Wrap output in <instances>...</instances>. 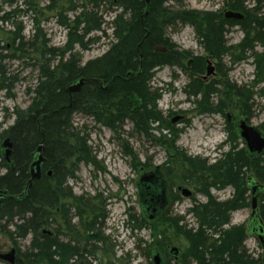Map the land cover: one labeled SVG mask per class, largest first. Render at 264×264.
Listing matches in <instances>:
<instances>
[{
  "label": "trees",
  "instance_id": "16d2710c",
  "mask_svg": "<svg viewBox=\"0 0 264 264\" xmlns=\"http://www.w3.org/2000/svg\"><path fill=\"white\" fill-rule=\"evenodd\" d=\"M11 1L7 0V3L11 4ZM22 1L25 9L13 7L0 16V22L11 24V29L0 34V93L13 98L12 91L19 81V75L8 71L6 61L24 58L29 63L34 60L38 76L34 87L27 89L31 94L29 105L25 109H13L10 112L14 117L13 124L0 131V170H4L0 174V193L6 191L11 196L22 193L29 179V165L40 144L44 162L40 178L33 181L25 197L0 200V234L16 248V264H88L86 259L89 257L104 264L102 258L115 256L110 241L102 234L104 199L100 194L93 197L74 195L67 184L69 179L75 178L81 163L93 165L96 170L101 168L87 143L85 130L74 126L73 117L77 113L115 131L124 122H131L137 134L153 141L151 124L157 123L159 128L169 132L168 143L175 151L177 168L174 170L170 166L171 170L164 172L166 177L169 180L176 177L178 182L207 196L206 202L188 210L198 223L193 232L180 225L182 217L170 214L171 204L154 224V220L141 218L134 227H147L153 232L152 248H157L162 255L168 252L167 243L171 237H166L164 231L156 232L157 226L162 225L175 237L182 236L186 240L185 256H177L175 264H260L259 258H253L243 250L244 227H224L229 224L234 210L249 206L245 199L246 175L249 174L250 181L255 178L264 182V152L252 159L245 156L243 148L236 150L237 136L226 122L229 149L221 153L215 163L208 164L200 156L187 155L186 151L174 146L181 129H174L164 119L163 112L157 107L159 90L150 83L156 70L178 66L187 71L188 83L184 87L187 98L202 95L196 101L201 113H222L221 101L209 104L211 95L213 98L224 93L216 88L219 83L229 97L235 96L239 100L240 111L250 116L252 85L264 83V0H252L250 9L245 6L247 0H224L223 9L243 15L239 20L225 19L222 10L185 9L180 0H149L148 5L145 0H67L68 7L55 14V22L65 29V42L60 47L49 45L37 14L30 21L31 36L27 40L24 38V25L19 17L28 16L27 13L34 10L33 3L38 4L40 0ZM47 1L42 10L57 8L54 0ZM109 13H114L112 18L104 20ZM177 24H187L194 29L204 56H193L190 51L177 49L168 36V29ZM104 25L111 29L113 41L105 53L81 65L78 52L89 50L100 40L96 33L105 35ZM233 25L238 26L242 38L236 44L227 45L226 27ZM208 57L216 60V71L222 81L212 80L204 85L193 76L202 73ZM224 57L228 58L229 64L252 59L254 78L251 86L228 83L226 76L231 65L223 66ZM189 58L191 63L186 67L184 63ZM80 78L86 79L84 85L70 96L66 87ZM258 128L264 135V122ZM7 137L11 142L8 161L1 153V144ZM133 158L131 167L143 164L135 161V156ZM172 185L171 182L169 186ZM216 185L230 186L233 196L223 202L216 201L209 194V187ZM167 195L170 202L178 199L171 191ZM259 214L264 222V195L261 196ZM130 217L135 220L137 216L131 214ZM72 218L76 223L72 224ZM28 236V246L20 250L18 241ZM149 246L143 252L147 257L151 256Z\"/></svg>",
  "mask_w": 264,
  "mask_h": 264
},
{
  "label": "rangeland",
  "instance_id": "374dc122",
  "mask_svg": "<svg viewBox=\"0 0 264 264\" xmlns=\"http://www.w3.org/2000/svg\"><path fill=\"white\" fill-rule=\"evenodd\" d=\"M35 2L36 0H31ZM57 8L52 11H43L44 5L47 4L46 0H40L38 4L33 3L34 10L29 11L27 15L19 17L22 20L24 29L23 36L27 40L31 36V18L35 14L41 18L40 27L44 30L46 37L49 39L50 46H62L65 42V29L57 25L55 22V14L63 12V9L68 7L67 0H54ZM181 6L185 9H192L197 11L217 12L222 14L226 11L223 9L224 0H180ZM12 3H7V0H0V16L5 12L18 7L24 8L22 0H12ZM174 5L173 2H169ZM247 9L253 7V1L247 0L245 2ZM35 11V12H34ZM67 16L70 13L64 11ZM114 13H109L104 16V20L109 21ZM47 18V19H45ZM103 28L105 35L102 32L95 35L100 36V40L91 46V48L84 52H78L81 57V65L88 61L95 59L105 53L109 47V43L113 41L111 36V29L108 25ZM11 29L10 23L0 22V34L2 31ZM168 36L173 43L176 44L178 50H187L193 56H204L202 48L197 42L194 29L185 24H177L176 26L168 29ZM242 38V33L238 26L226 27L225 39L227 45L238 43ZM258 51L261 48H257ZM206 59V58H205ZM191 58L185 61V66L188 67ZM8 71L12 74L19 75V81L15 84L12 91L13 98H6L3 93H0V131L8 128L13 124L14 117L10 115L13 109H25L30 102L31 94L27 93V89H32L36 83L38 76L37 66L34 65V60L26 63L24 58L17 60H10L5 62ZM223 66L230 67L227 73L226 80L228 83L235 86H251L254 78V65L251 58L244 61L229 64L227 57L221 61ZM28 64V65H26ZM214 73L212 76H205V67H203L202 74L193 76L204 85L212 82V80L222 81L220 74L216 71V60H214ZM187 71L178 66H165L155 71L151 80L150 86L158 88L160 98L157 101V107L163 112V117L168 120V123L174 129H181L174 146L186 151L187 155L200 156L206 159L208 164L217 160L221 153L228 151L229 145L226 143L227 132L225 130L226 122L232 126L239 120H245L247 124L259 127L264 122V83L252 85L253 98L251 105V115L246 116L240 111V102L235 96L229 97L225 87L219 83L216 88L221 92L217 96L210 97L209 104L215 105L218 101L222 102V113L205 111L200 112L197 108L196 101L201 98V94L195 98H187L184 93V87L188 83ZM205 76V78H203ZM246 86V87H247ZM237 102V103H236ZM7 109V112L4 111ZM226 117H225V116ZM177 118L174 122L173 119ZM181 118V119H180ZM74 126L83 128L84 135L87 136V143L91 147L92 152L96 155V159L100 162L101 168L97 169L90 164L81 163L75 172V178L69 179L67 184L70 186L74 195H89L93 197L100 194L105 201V219L102 228V234L108 238L111 245L110 248L114 253L113 258H102L104 264H150L151 256L144 255L146 247L150 244L148 250L152 248L153 232L147 227L137 228L140 219L147 220L141 213L138 203V190L136 182L144 173L154 170V167H160V171L168 183H173L172 190L176 191L177 185H183L178 182L175 177L169 180L164 172L171 170L170 166L176 170L177 165H174L175 151L171 148L168 140L171 136L164 128H159L157 123H152L151 137L155 139H148L143 134H137L135 126L131 122H124L123 125L115 130L108 127L95 124L92 118L77 113L73 117ZM168 132V133H167ZM158 139V141H157ZM237 148L242 145L237 139ZM131 151V155L129 154ZM138 160L141 165L131 167V162ZM144 164H147L146 166ZM170 167V168H168ZM176 167V168H175ZM173 171V170H172ZM4 170H0V174ZM249 177V174L245 177ZM171 179V178H170ZM177 181V182H176ZM249 188L247 189V191ZM195 191L194 199H180L178 202H173L170 214L182 217L180 225L185 229H192L195 231L197 228V221L190 216L188 209L195 205V203L204 202V198L198 195ZM210 196L216 200L229 199L234 194L230 187L209 189ZM249 201V206L234 210L230 214V221L224 229L233 225H242L244 231L251 213V195L249 191L245 197ZM194 200L196 202H194ZM260 203V200H258ZM137 216L136 219L130 215ZM159 217V216H158ZM158 217L154 219L157 222ZM157 220V221H155ZM150 221V220H148ZM72 224L76 223V219L72 218ZM46 230V229H45ZM50 230H48L49 232ZM164 231L166 237L169 238L167 243V250L171 247H180L183 250L186 247V240L184 237L174 236L173 232L162 225H158L156 232ZM152 233V234H151ZM172 233V234H171ZM171 234V236H169ZM159 237V236H158ZM157 237V238H158ZM168 241V239H166ZM30 241V237L18 241L20 250H24ZM243 250L246 254L256 258L254 255L258 253V246L254 237L246 235L242 242ZM11 248H16L6 236L0 234V253H6ZM166 248V247H164ZM167 264H175L169 255L163 254ZM88 264H100L99 261L89 257L86 259ZM152 263V261H151ZM0 264H3L0 262Z\"/></svg>",
  "mask_w": 264,
  "mask_h": 264
},
{
  "label": "water",
  "instance_id": "95a60500",
  "mask_svg": "<svg viewBox=\"0 0 264 264\" xmlns=\"http://www.w3.org/2000/svg\"><path fill=\"white\" fill-rule=\"evenodd\" d=\"M149 0H146L148 5ZM147 14V9L144 12V15ZM226 18L239 19L242 16L233 11L225 12ZM213 72V67L208 66L206 75H210ZM85 79H79L75 82H72L66 87V92L69 94H74L80 91L82 85L84 84ZM177 118L173 119V122ZM235 131L238 137L244 142L245 149L249 156H256L264 149V135L260 132L259 129L249 126L245 120H240L235 124ZM10 147L11 142L9 138H5L2 143L1 153L4 158L8 161V157L10 155ZM44 162V157L42 155V145L40 144L36 149V154L33 156V159L29 165L28 173L29 179L26 182L22 193L11 196L7 195L6 191H2L0 193V200L3 198H14V199H22L25 197L32 186L34 180H37L41 176V166ZM258 182L254 179L249 181L248 186L252 191V204H251V219L249 231L253 228L259 229L261 233L259 237L264 243V223L258 217V212L256 211V200L257 195L261 190H264V185L259 186ZM136 187L138 190V203L140 210L145 215V217L149 220L155 219L162 211L164 202H165V184L162 180L158 169L156 168L154 171L150 172L148 175L141 176L136 182ZM183 194L188 195L189 192L186 189H183ZM252 233V232H251ZM170 252L176 256L179 252L177 247H171ZM14 254L15 250L11 249L7 253H0V259L6 262L13 263L14 262ZM151 261L152 264H165L157 248H153L151 251Z\"/></svg>",
  "mask_w": 264,
  "mask_h": 264
},
{
  "label": "flooded vegetation",
  "instance_id": "af4514ba",
  "mask_svg": "<svg viewBox=\"0 0 264 264\" xmlns=\"http://www.w3.org/2000/svg\"><path fill=\"white\" fill-rule=\"evenodd\" d=\"M47 1V0H46ZM47 3H48V1H47ZM45 6L46 5H44V8H45ZM54 10V9H53ZM43 11H46V10H43ZM210 60V62H211V65H213L214 64V60H213V62H212V58L211 59H209ZM206 61H207V59H205V65H204V67H205V70H206V66H207V63H206ZM190 63H191V60L189 61V64H188V67H189V65H190ZM213 67H214V65H213ZM206 72V71H205ZM200 74H202V73H200ZM200 74H196L195 75V77L197 76V78H198V76L200 75ZM210 76H212V75H210ZM200 77V76H199ZM203 78H205V76H203ZM181 119V118H180ZM240 121V120H239ZM238 122V121H237ZM237 122H235L234 124H232V128H233V132L235 133V135L237 136V134H236V131H235V124L237 123ZM238 137V136H237ZM238 140H239V138H237ZM240 141V144L242 145L240 148H243V150H244V154H245V156L247 157V158H252V159H254V158H257V157H259L263 152H264V149L261 151V153H259L258 155H256V156H249L248 155V153H247V151H246V149H245V145H244V142L243 141H241V140H239ZM240 148H237V146H236V150H238V149H240ZM216 162V160H214L213 162H212V164L213 163H215ZM158 169V171H159V173H160V176H161V178H162V180L164 181V184H165V202H164V206H163V209H162V211H161V213L163 212V210L169 205V204H173V202L175 201V202H178L180 199H184V198H187V199H194L193 197H195V189L194 188H192V187H190L189 185H187V184H183V185H177V187H176V191H173L172 190V187H170L169 186V183H168V180L167 179H165L164 178V176H163V174L161 173V171H160V167H158V166H156V167H154V170L155 169ZM154 170H150V171H148V173H146L147 175L150 173V172H152V171H154ZM250 181V178L248 177L247 179H246V184H247V186L245 185V187L248 189L249 188V186H248V182ZM258 182V181H257ZM259 186H263L264 185V182L263 183H261V182H258L257 183ZM226 187H230V186H226ZM170 188V189H169ZM218 189V188H221V187H219V186H210L209 187V189ZM231 188V187H230ZM183 189H186L188 192H189V194L188 195H184L183 194ZM224 189V188H223ZM169 191H171V192H173V193H175V195L178 197V199H176V200H174L173 202H170L169 200H168V192ZM249 193H250V195H251V202H250V206H251V204H252V191L250 190V188H249ZM248 191H246V193H245V197H246V195H247V192ZM199 194L198 195H201L205 200H204V202H206L207 201V196L204 194V193H202V192H198ZM262 195H264V190H261L260 192H259V194L257 195V200H256V211L258 212V217L260 216V214H259V206H260V203H261V196ZM233 196V195H232ZM231 196V197H232ZM213 197V196H212ZM231 197H229V199L231 198ZM214 198V197H213ZM215 200H216V198H214ZM225 200H227V199H224V200H216V201H219V202H223V201H225ZM258 200H260V203H258L259 201ZM194 202H196L195 200H194ZM204 202H201V203H204ZM198 204H200V203H195V206L196 205H198ZM194 205H192L190 208H192ZM189 208V209H190ZM188 209V210H189ZM252 210V209H251ZM250 219H251V213H250V216H249V219H248V221H247V225H246V228H245V234L246 235H251V237H254V239L256 240V243H257V246H258V253L256 254V255H254L256 258H259L260 259V264H264V243L262 242V240H261V238L259 237V234L261 233V231L257 228V229H255V228H253L252 230H250L249 231V226H250V224H249V222H250ZM148 220V219H147ZM262 220V219H261ZM263 222V221H262ZM264 223V222H263ZM252 232V233H251ZM68 240H71V238L70 237H68ZM244 240V239H243ZM170 248H171V246L168 248V255L175 261V257H174V255L170 252ZM178 248V247H177ZM12 249V248H11ZM15 250V249H14ZM178 250H179V252H178V256H185V253H186V247H185V249L183 250L182 248H178ZM162 258H163V260H164V263L165 264H167V262H166V259L164 258V256L162 255ZM185 258V257H184ZM184 258H182V261H184L185 259ZM0 262H2L3 264H16V250H15V254H14V262L13 263H10V262H6V261H4V260H1L0 259ZM71 262V261H70Z\"/></svg>",
  "mask_w": 264,
  "mask_h": 264
},
{
  "label": "bare ground",
  "instance_id": "6f19581e",
  "mask_svg": "<svg viewBox=\"0 0 264 264\" xmlns=\"http://www.w3.org/2000/svg\"><path fill=\"white\" fill-rule=\"evenodd\" d=\"M146 1V0H145ZM147 4V3H146ZM228 11H231V10H228ZM225 12H227V10L225 11ZM225 12H224V14H223V16H224V18L225 19H232V18H226L225 17ZM234 12V11H233ZM237 13H239V12H237ZM242 17H243V15L241 14V13H239ZM241 17V18H242ZM241 18H239V19H241ZM239 19H234V20H239ZM207 59V61H206V63H207V66H206V72H207V69H208V66H211V67H213V65H211V62H210V60L209 59H211L210 57H208V58H206ZM212 62H213V59H212ZM206 72H205V76H210V75H212L213 73H214V67H213V72L210 74V75H206ZM81 79V78H80ZM82 79H85V78H82ZM79 80V79H78ZM85 81H86V79H85ZM85 83V82H84ZM84 85V84H83ZM82 85V86H83ZM68 93V92H67ZM69 94V93H68ZM70 96L72 95V94H69ZM249 125V124H248ZM249 126H252V125H249ZM252 127H255V128H257V129H259L258 127H256V126H252ZM261 132V131H260ZM262 133V132H261ZM237 134V133H236ZM263 134V133H262ZM238 136V135H237ZM237 138H239V137H237ZM239 140H241L240 138H239ZM4 141V140H3ZM242 141V140H241ZM3 143V142H2ZM39 146V145H38ZM37 146V147H38ZM1 149H2V144H1ZM37 149V148H36ZM35 154H36V150H35ZM143 175H147L146 173H144ZM143 175H141V176H143ZM190 214V216H192L191 215V213H189ZM148 221V220H147ZM151 221V220H150ZM153 221V220H152ZM153 248H155V247H153ZM152 248V249H153ZM152 251V250H151ZM162 255V254H161ZM178 255H176V256H174L175 258L177 257Z\"/></svg>",
  "mask_w": 264,
  "mask_h": 264
}]
</instances>
